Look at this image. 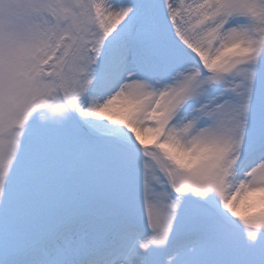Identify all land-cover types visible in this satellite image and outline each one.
I'll use <instances>...</instances> for the list:
<instances>
[{
	"label": "rangeland",
	"instance_id": "obj_1",
	"mask_svg": "<svg viewBox=\"0 0 264 264\" xmlns=\"http://www.w3.org/2000/svg\"><path fill=\"white\" fill-rule=\"evenodd\" d=\"M178 3L177 33L201 60L174 61L163 72L151 61L143 66L125 48L123 53L120 43V56L97 68L89 54L79 62L84 76L78 98L72 64L87 47L103 51L102 42L123 32L121 37L126 31L146 34L152 1L87 0L83 8L81 0H0V264H124L118 253L132 240L105 222L123 218L125 209L138 216L125 203L149 226L160 222L164 238L172 229L190 236L206 232L197 245L180 237L172 242L157 255L168 264H206L195 256L212 235L205 219L190 227L175 223L178 200L200 208L207 195L224 221L264 228V70L236 67V75H224L262 49L264 0ZM42 8L59 16L28 15ZM40 65L53 66L48 82L31 73ZM199 65L210 70L205 80L196 78ZM88 71L93 96L83 90ZM212 72L213 83L222 85L208 91ZM151 94L161 98L156 108ZM180 100L192 106L161 131ZM161 133L165 139L156 149L176 166L159 151L133 146H150ZM96 194L108 204L99 205ZM96 218L103 222L95 224ZM255 236L246 231L234 239L242 264H264V237L256 248ZM136 242V260L157 264L148 237Z\"/></svg>",
	"mask_w": 264,
	"mask_h": 264
},
{
	"label": "trees",
	"instance_id": "obj_2",
	"mask_svg": "<svg viewBox=\"0 0 264 264\" xmlns=\"http://www.w3.org/2000/svg\"><path fill=\"white\" fill-rule=\"evenodd\" d=\"M162 1V3L164 4V5H166V4H172V7L173 8H177V6H176V4L174 3V2H172L171 0H161ZM173 13V11H171L170 12V14H172Z\"/></svg>",
	"mask_w": 264,
	"mask_h": 264
},
{
	"label": "bare ground",
	"instance_id": "obj_3",
	"mask_svg": "<svg viewBox=\"0 0 264 264\" xmlns=\"http://www.w3.org/2000/svg\"><path fill=\"white\" fill-rule=\"evenodd\" d=\"M239 203V199L237 198L236 200H235V204H238Z\"/></svg>",
	"mask_w": 264,
	"mask_h": 264
}]
</instances>
